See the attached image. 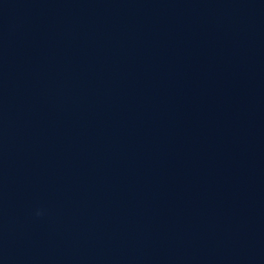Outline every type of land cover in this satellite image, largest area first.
<instances>
[{"label": "water", "instance_id": "1", "mask_svg": "<svg viewBox=\"0 0 264 264\" xmlns=\"http://www.w3.org/2000/svg\"><path fill=\"white\" fill-rule=\"evenodd\" d=\"M15 264H264V0H110Z\"/></svg>", "mask_w": 264, "mask_h": 264}]
</instances>
